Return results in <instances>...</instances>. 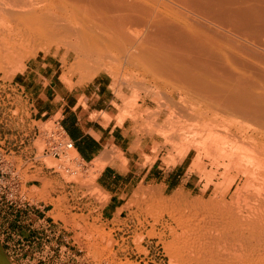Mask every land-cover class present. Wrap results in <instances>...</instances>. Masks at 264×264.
<instances>
[{
  "label": "rangeland",
  "instance_id": "obj_1",
  "mask_svg": "<svg viewBox=\"0 0 264 264\" xmlns=\"http://www.w3.org/2000/svg\"><path fill=\"white\" fill-rule=\"evenodd\" d=\"M52 46L0 35V264H198L211 203L228 191L230 202L245 181L240 162L231 161L237 152L228 154L241 138L227 135L225 157L205 153L203 145L208 128L221 132L233 118L174 98L166 83L153 89L149 78L114 62L79 71ZM71 114L118 128L119 141H106L105 158L47 152L49 130ZM249 123L239 126L251 132L256 125ZM243 156L242 166L251 164ZM108 165L130 173L109 191L99 183ZM224 241L227 252L235 242Z\"/></svg>",
  "mask_w": 264,
  "mask_h": 264
},
{
  "label": "bare ground",
  "instance_id": "obj_2",
  "mask_svg": "<svg viewBox=\"0 0 264 264\" xmlns=\"http://www.w3.org/2000/svg\"><path fill=\"white\" fill-rule=\"evenodd\" d=\"M0 35L19 45L56 46L79 71L114 62L117 70L149 78L153 89H167L166 83L174 98L233 118L221 132L206 128L203 145L205 153L225 157L229 134L241 138L228 154H240L230 160L240 162L245 181L230 202L228 191L211 203L212 223L195 263L264 264V0H0ZM243 120L256 128L244 130ZM248 154L251 164L242 166ZM224 240L235 242L229 252Z\"/></svg>",
  "mask_w": 264,
  "mask_h": 264
},
{
  "label": "crops",
  "instance_id": "obj_3",
  "mask_svg": "<svg viewBox=\"0 0 264 264\" xmlns=\"http://www.w3.org/2000/svg\"><path fill=\"white\" fill-rule=\"evenodd\" d=\"M53 112L54 110H51V113ZM62 126L68 137L74 142L75 151L86 162L105 158L104 152L107 140L119 141L117 127H99L97 124L82 121L78 115L71 114L65 117ZM115 166H106L99 177L100 185L107 191L112 190L113 187L121 186L130 177V173H123ZM175 181L176 179L173 177L168 182V186L174 184Z\"/></svg>",
  "mask_w": 264,
  "mask_h": 264
},
{
  "label": "built area",
  "instance_id": "obj_4",
  "mask_svg": "<svg viewBox=\"0 0 264 264\" xmlns=\"http://www.w3.org/2000/svg\"><path fill=\"white\" fill-rule=\"evenodd\" d=\"M75 149L74 142L68 137L62 124L57 121L48 132V148L49 152L54 157H60L66 151Z\"/></svg>",
  "mask_w": 264,
  "mask_h": 264
}]
</instances>
